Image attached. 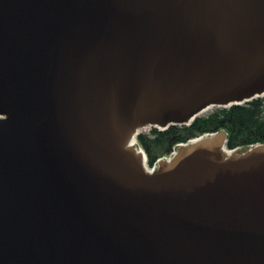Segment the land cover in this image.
<instances>
[{"label": "water", "instance_id": "95a60500", "mask_svg": "<svg viewBox=\"0 0 264 264\" xmlns=\"http://www.w3.org/2000/svg\"><path fill=\"white\" fill-rule=\"evenodd\" d=\"M264 95V0H0V264H264V143L130 139Z\"/></svg>", "mask_w": 264, "mask_h": 264}, {"label": "trees", "instance_id": "16d2710c", "mask_svg": "<svg viewBox=\"0 0 264 264\" xmlns=\"http://www.w3.org/2000/svg\"><path fill=\"white\" fill-rule=\"evenodd\" d=\"M220 129L228 132L230 148L264 142V96L242 105L217 107L190 125H173L165 130L152 127L148 133L141 132L138 141L146 150L149 163H154L158 157L170 153L176 144Z\"/></svg>", "mask_w": 264, "mask_h": 264}, {"label": "rangeland", "instance_id": "374dc122", "mask_svg": "<svg viewBox=\"0 0 264 264\" xmlns=\"http://www.w3.org/2000/svg\"><path fill=\"white\" fill-rule=\"evenodd\" d=\"M213 109H214V108H213ZM213 109L210 108L209 110H207V111L204 112V113L207 114V113H209L210 111H212ZM204 113H202V114H204ZM202 114H201V115H202ZM150 130H151V127H150V126H146V127H144V128L142 129V132H146V133H147V132H149ZM221 130H222V129L217 130V131H221ZM227 135H228V134H227ZM179 144H180V143L176 144L175 146L178 147ZM173 152H174V150H173ZM173 152H172V153H173Z\"/></svg>", "mask_w": 264, "mask_h": 264}]
</instances>
